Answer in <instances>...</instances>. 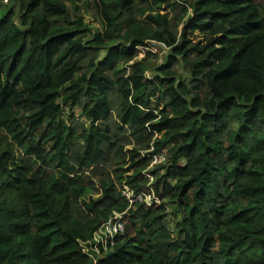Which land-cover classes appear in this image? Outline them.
I'll return each instance as SVG.
<instances>
[{
    "label": "trees",
    "instance_id": "1",
    "mask_svg": "<svg viewBox=\"0 0 264 264\" xmlns=\"http://www.w3.org/2000/svg\"><path fill=\"white\" fill-rule=\"evenodd\" d=\"M7 1L0 264H264V0Z\"/></svg>",
    "mask_w": 264,
    "mask_h": 264
},
{
    "label": "built area",
    "instance_id": "2",
    "mask_svg": "<svg viewBox=\"0 0 264 264\" xmlns=\"http://www.w3.org/2000/svg\"><path fill=\"white\" fill-rule=\"evenodd\" d=\"M154 44L155 43H152V45ZM161 160L162 157H155L154 161L161 162ZM149 178L151 181L153 180L151 175H149ZM148 190V193L145 191H135L129 186H125L122 193L128 199L131 207L138 202H144L146 205H151L156 200V194L151 185L148 187ZM123 216V213L115 212L113 217L99 227L91 240L81 242L83 251L91 258H95L101 253V250H106L109 244H113L115 237L119 234H123L125 231Z\"/></svg>",
    "mask_w": 264,
    "mask_h": 264
},
{
    "label": "clouds",
    "instance_id": "3",
    "mask_svg": "<svg viewBox=\"0 0 264 264\" xmlns=\"http://www.w3.org/2000/svg\"><path fill=\"white\" fill-rule=\"evenodd\" d=\"M8 2V1H7ZM152 43H155L154 45H152ZM154 46H158L159 48H155ZM145 47L144 46H139L138 47V49L139 50H143ZM150 50H151V52H153V53H158L159 54V63H162L163 62V60L165 59V57L167 56V54L169 53V50H170V48L166 45V44H164V43H162V42H157V41H153V42H151V44L149 45V47H148ZM141 55H143V53H140V56ZM144 153H146V152H143L142 154L144 155ZM152 165L154 164V163H160V164H166L167 162H168V156H167V152H156V153H153L152 155ZM155 157H162V160H161V162H155L154 160H155ZM150 174V173H149ZM151 175V174H150ZM152 176V175H151ZM153 177V176H152ZM154 189V188H153ZM123 190V189H122ZM122 190H121V192H122ZM144 191V190H143ZM146 192V191H145ZM122 195H123V193H121ZM156 194V193H155ZM124 196V195H123ZM125 197V196H124ZM128 200V199H127ZM144 203V202H143ZM155 203H159V199L157 198V196H156V200L151 204V205H147V206H152L153 204H155ZM145 205H146V203H145ZM135 206V205H134ZM134 206H130V203H129V207L130 208H134ZM115 212H118V211H114L113 212V214L110 216V218L111 217H113V215H114V213ZM128 210H126V211H124V212H118V213H123L124 214V216H123V223H124V226H125V231H126V224H125V217L127 216V214H128ZM109 218V219H110ZM108 219V220H109ZM107 220V221H108ZM106 222V221H105ZM105 222H103V223H105ZM102 223V224H103ZM102 224H100L99 225V227L102 225ZM99 227L93 232V234H92V236H91V238H89L88 240H86V241H79L80 242V244H81V242H87V241H89V240H91L92 238H93V236H94V233L99 229ZM125 231H124V233L123 234H119V235H117L116 237H115V240H114V243L113 244H109V246H108V248L106 249V250H101V253L99 254V255H97L95 258H91L88 254H86L84 251V253L86 254V256H88L95 264L97 263V261L100 259V258H102L103 257V254L104 253H106L112 246H114V244L116 243V238L118 237V236H122V235H124L125 234ZM82 247V246H81ZM83 249V248H82Z\"/></svg>",
    "mask_w": 264,
    "mask_h": 264
},
{
    "label": "rangeland",
    "instance_id": "4",
    "mask_svg": "<svg viewBox=\"0 0 264 264\" xmlns=\"http://www.w3.org/2000/svg\"><path fill=\"white\" fill-rule=\"evenodd\" d=\"M4 4H10L8 3L6 0H3ZM10 2V1H9ZM77 5L79 8H75L74 5ZM67 5L69 7L72 6V14H71V17L72 19H75V17L80 14L81 12V8H82V3H79V2H76V1H71V0H67ZM87 19H90L89 17ZM98 22L95 23V26H97ZM155 48H159L158 46H154ZM142 57V55L140 56V58Z\"/></svg>",
    "mask_w": 264,
    "mask_h": 264
}]
</instances>
